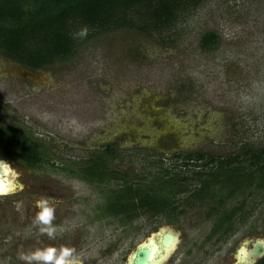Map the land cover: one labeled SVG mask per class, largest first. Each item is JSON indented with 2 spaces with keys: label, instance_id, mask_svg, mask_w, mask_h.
Listing matches in <instances>:
<instances>
[{
  "label": "rangeland",
  "instance_id": "rangeland-1",
  "mask_svg": "<svg viewBox=\"0 0 264 264\" xmlns=\"http://www.w3.org/2000/svg\"><path fill=\"white\" fill-rule=\"evenodd\" d=\"M209 33L216 35L213 48L203 46ZM88 34L71 58L39 71L40 80L22 77L18 63L0 55V122L29 132L50 160L27 166L0 154L14 184L0 195V264H23L21 249L61 244L75 247L84 264H128L165 227L178 231L179 242L162 264H236L243 243L264 239V190L225 204L246 198L234 231L219 240V233L212 236L215 216L209 215L219 205L213 200L190 198L188 191L176 197L169 216L128 220L105 212L120 182L86 181L66 168L85 169L106 143L119 141L108 169L127 172L132 182L149 172L191 176L215 166L207 158L185 165L160 149L158 138L168 133L183 153L264 147V0H205L162 34L131 28ZM186 183L191 191L199 185ZM42 196L59 202L55 223L66 231L55 240L31 228Z\"/></svg>",
  "mask_w": 264,
  "mask_h": 264
},
{
  "label": "trees",
  "instance_id": "trees-1",
  "mask_svg": "<svg viewBox=\"0 0 264 264\" xmlns=\"http://www.w3.org/2000/svg\"><path fill=\"white\" fill-rule=\"evenodd\" d=\"M205 0H0V55L32 70L43 69L71 58L83 39L73 33L87 26L99 33L122 28L145 34L170 31L186 15ZM89 35V34H88ZM203 46L213 48L216 35L204 36ZM17 128V129H16ZM12 147L17 148L15 151ZM0 154L20 157L29 166L49 162L43 143L27 131L10 128L0 122ZM118 155L111 145L87 164L84 177L89 181L114 179L119 187L111 189L105 202V212L124 216L128 220L149 214L167 215L174 212V202L180 194L190 191V198L213 200L211 215L215 216L212 236L219 233L223 240L234 231L235 217L245 209L246 198L231 208L225 204L246 191L253 194L264 190V147L245 143L230 155H209L204 152H179L173 155L185 165L190 161L207 160L215 164L209 171H197L188 176L165 170L149 172L138 182L128 179V173L108 169V162ZM209 157V158H208ZM160 158L156 165H162ZM197 166H201L197 163ZM66 170L78 175L76 169ZM195 179L199 185L192 191L186 181ZM264 264V257L257 263Z\"/></svg>",
  "mask_w": 264,
  "mask_h": 264
},
{
  "label": "clouds",
  "instance_id": "clouds-1",
  "mask_svg": "<svg viewBox=\"0 0 264 264\" xmlns=\"http://www.w3.org/2000/svg\"><path fill=\"white\" fill-rule=\"evenodd\" d=\"M89 29L87 26L81 27L74 32V39L87 38ZM59 202L47 196L39 197L35 200V208L37 209L32 222L31 228L38 232L40 236H46L49 240H55L63 236L66 229L55 223L56 211ZM30 235L26 233L27 236ZM17 258L23 264H84L81 253L73 246L61 244L59 246L46 245L21 249Z\"/></svg>",
  "mask_w": 264,
  "mask_h": 264
},
{
  "label": "water",
  "instance_id": "water-1",
  "mask_svg": "<svg viewBox=\"0 0 264 264\" xmlns=\"http://www.w3.org/2000/svg\"><path fill=\"white\" fill-rule=\"evenodd\" d=\"M24 77H34L29 70H22ZM0 180H6L8 174L2 172L5 162H0ZM11 171V169H10ZM13 176L11 171L10 173ZM10 175V176H11ZM179 242V233L172 227H165L152 234L146 241L142 242L128 259V264H162L172 253ZM250 242L243 243L236 254V264H255L264 257V239L258 238Z\"/></svg>",
  "mask_w": 264,
  "mask_h": 264
},
{
  "label": "flooded vegetation",
  "instance_id": "flooded-vegetation-1",
  "mask_svg": "<svg viewBox=\"0 0 264 264\" xmlns=\"http://www.w3.org/2000/svg\"><path fill=\"white\" fill-rule=\"evenodd\" d=\"M81 45V44H80ZM16 69H18L20 75H21V71L22 70H29L33 73V75H35L34 77H27L31 80H40L41 78V75L39 73V71H41L42 69H37V70H32L30 68H27V67H24L22 66L21 64H16ZM45 69V68H43ZM24 77V76H22ZM26 78V77H25ZM160 121V120H159ZM15 128V127H13ZM125 135V134H124ZM123 135V139H126L125 136ZM34 138V137H33ZM177 138H175V135H173L172 133H168V134H163V135H160L159 138H158V141H159V145H160V149H162L163 151H166L167 149L171 151L172 154H175V153H179V148H177V141H176ZM138 141V139H135V141H133V143H136ZM117 144H121L120 141L117 143V142H109V143H106L105 146H104V149L105 151L110 148L111 149V145H113L114 147L117 145ZM177 144V145H176ZM15 151H18L17 148H14L12 147ZM104 151V152H105ZM97 155H95L96 157ZM46 157H48V155H46ZM94 157V158H95ZM16 159L22 161L24 163V160H22L20 157H15ZM108 158L109 160L111 159V155H108ZM49 160V158H47ZM50 161V160H49ZM91 161V160H90ZM88 161V162H90ZM27 165V164H26ZM29 166V165H27ZM87 167V165H85V168ZM86 169H82L81 171H78L79 174L78 175H75L76 177H80V178H83V180H86V181H89L87 180L85 177H84V171ZM14 189V184H13V187L11 189V191ZM9 203L12 205L14 203L13 200H10ZM16 208V207H15ZM17 215V212L15 213ZM15 219L18 220V217L15 216Z\"/></svg>",
  "mask_w": 264,
  "mask_h": 264
},
{
  "label": "bare ground",
  "instance_id": "bare-ground-1",
  "mask_svg": "<svg viewBox=\"0 0 264 264\" xmlns=\"http://www.w3.org/2000/svg\"><path fill=\"white\" fill-rule=\"evenodd\" d=\"M0 162L4 163L3 161L0 160ZM1 164V163H0ZM4 167H2V172L3 171H6L7 174H8V178H7V181L6 180H0V185H3L5 188L9 189L8 192L11 191L12 187H13V181H12V178L13 176L10 174L11 171H10V167L9 166H6V165H3ZM11 175V176H10ZM7 192V193H8Z\"/></svg>",
  "mask_w": 264,
  "mask_h": 264
},
{
  "label": "snow or ice",
  "instance_id": "snow-or-ice-1",
  "mask_svg": "<svg viewBox=\"0 0 264 264\" xmlns=\"http://www.w3.org/2000/svg\"><path fill=\"white\" fill-rule=\"evenodd\" d=\"M9 189L5 188L3 185H0V195H5Z\"/></svg>",
  "mask_w": 264,
  "mask_h": 264
}]
</instances>
